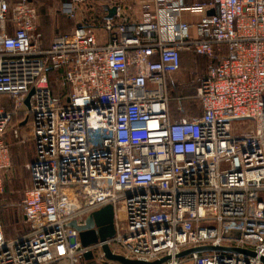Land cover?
Segmentation results:
<instances>
[{
	"label": "built area",
	"instance_id": "2783aa9c",
	"mask_svg": "<svg viewBox=\"0 0 264 264\" xmlns=\"http://www.w3.org/2000/svg\"><path fill=\"white\" fill-rule=\"evenodd\" d=\"M109 7L117 14L105 10L100 27L79 24L45 46L40 5L0 0V97L12 104L0 108V264H119L105 245L148 263L263 264L264 0H145L139 15L131 3ZM189 51L211 63L191 83L199 112L178 97L176 118L170 85L184 89L175 76ZM10 137L35 151L27 229L14 239L1 217L13 205ZM109 205L115 236L83 246L70 224ZM206 246L256 256L177 258Z\"/></svg>",
	"mask_w": 264,
	"mask_h": 264
},
{
	"label": "rangeland",
	"instance_id": "374dc122",
	"mask_svg": "<svg viewBox=\"0 0 264 264\" xmlns=\"http://www.w3.org/2000/svg\"><path fill=\"white\" fill-rule=\"evenodd\" d=\"M40 5L39 12V31L43 34L44 41H51L57 34L70 33L79 24H91L101 26L105 18V7L116 5H128L127 0H34ZM72 4L76 13L69 17L64 13V5ZM103 32H101V35ZM104 35V34H103ZM196 88L182 89L171 93V113L176 118L181 115L178 111V96L187 97L195 96ZM197 100L194 98L185 100L183 106L190 111L199 112V108L195 106ZM10 100L2 96L0 97V108L11 109ZM194 113V112H193ZM23 137H28L29 130L24 128L21 132ZM31 144L24 147L19 153L14 155V175L9 177L6 183L7 194L4 197L7 203L13 204L6 208H2L1 217L5 222L4 233L8 238L14 239L20 237L26 232L27 226L24 223L21 202L25 191L31 186V176L28 169L29 159L34 156V150ZM15 151L13 152V154ZM17 161V162H16ZM190 260H185L182 264H191Z\"/></svg>",
	"mask_w": 264,
	"mask_h": 264
},
{
	"label": "water",
	"instance_id": "95a60500",
	"mask_svg": "<svg viewBox=\"0 0 264 264\" xmlns=\"http://www.w3.org/2000/svg\"><path fill=\"white\" fill-rule=\"evenodd\" d=\"M105 10H107L108 12L107 19H112L117 14V7L106 6ZM213 14H214V10L209 12V15H213ZM33 94H34V90L30 93L26 101L28 107H30V98ZM70 225L71 227L79 231L81 242L85 247L90 246L92 244H96L99 241L105 242L108 239L113 238L116 234L114 206L109 205L99 211L94 212L92 215H90L87 218L86 223L83 226H79L76 221L72 222ZM95 228H97V230ZM227 237L239 238L240 233L232 232L229 235H227ZM103 249L106 258L109 261L117 262L119 264H164L170 260V257L167 256L162 258L161 260L148 263L139 260L127 259L124 256L113 254L108 245H105ZM207 252H227V253H236V254H246L252 257L256 256L254 252L246 251L239 248H226V247L220 248V247L206 246V247H198V248L185 250L181 252L177 256V258L183 259L191 256L192 254L207 253ZM93 257L94 256L91 252L85 255V258L87 260H91ZM261 261L264 264V257L261 258Z\"/></svg>",
	"mask_w": 264,
	"mask_h": 264
},
{
	"label": "crops",
	"instance_id": "0c3cea01",
	"mask_svg": "<svg viewBox=\"0 0 264 264\" xmlns=\"http://www.w3.org/2000/svg\"><path fill=\"white\" fill-rule=\"evenodd\" d=\"M143 1L145 0H127V2L131 3L134 6V11L138 15L141 14V3ZM188 19L191 21H198L200 18L199 16H188ZM51 41H48V42L44 41V45L49 46ZM210 63L211 61L208 58L199 57L190 51L183 52L182 53V68H181V71L175 76L177 79V82L183 84L184 89H191L192 81L196 78L204 76L207 72V68ZM10 140L12 141V147H11L12 160H13V164H15L13 158H15L16 156L14 157V155H16L21 150H23L25 146L29 144L33 146V144L28 142L26 145L20 146L18 142L14 140L12 137H10ZM14 151L15 153L13 154ZM34 156H35V151H34ZM34 156L29 159V164L34 159Z\"/></svg>",
	"mask_w": 264,
	"mask_h": 264
},
{
	"label": "trees",
	"instance_id": "16d2710c",
	"mask_svg": "<svg viewBox=\"0 0 264 264\" xmlns=\"http://www.w3.org/2000/svg\"><path fill=\"white\" fill-rule=\"evenodd\" d=\"M179 87L178 86H175V85H170V92L173 94V92H176V90H178ZM180 97V96H178ZM195 96H192V98H194ZM186 100V99H185ZM184 100V101H185Z\"/></svg>",
	"mask_w": 264,
	"mask_h": 264
}]
</instances>
